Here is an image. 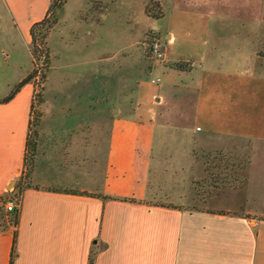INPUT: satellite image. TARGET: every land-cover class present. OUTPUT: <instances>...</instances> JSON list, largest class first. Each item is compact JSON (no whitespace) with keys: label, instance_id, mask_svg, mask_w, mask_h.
Here are the masks:
<instances>
[{"label":"crops","instance_id":"obj_1","mask_svg":"<svg viewBox=\"0 0 264 264\" xmlns=\"http://www.w3.org/2000/svg\"><path fill=\"white\" fill-rule=\"evenodd\" d=\"M92 1L97 17L105 16L115 2ZM209 1L143 0V18L161 22L162 26L141 30L132 44L139 43L147 33L155 34L163 44L165 61L144 68L134 89L127 86L131 73L124 71L119 88L123 93H134L133 103L118 110L119 115L109 121L108 138L99 144L102 158L98 154L93 157L88 148L90 160L86 162L82 149L67 163L58 162L50 149L36 163L30 176L31 186L19 195L17 226L0 230V264L10 263L12 250V264H89L90 258L92 264H264V218L239 200L229 201L244 191L249 180L252 142L248 141L251 160L243 185L206 196L201 209L187 208L194 197L195 173L180 190L178 182L185 183L177 179L185 175L184 170L167 168L171 144L165 133L175 124L159 106L161 94L167 93L166 86L160 84L159 78L148 79L156 68L171 79L179 73H191V63L169 58L167 46L170 42L187 43L185 37L190 34L209 32L218 18L206 4ZM261 2L263 10L264 0ZM151 3L161 13L160 18L146 14ZM0 4L8 20L7 28L0 26L4 35L0 38V65L8 67L6 50H14L21 38L30 44V29L46 18L51 0H0ZM127 26L130 34L136 29L132 22ZM132 44L122 48H132ZM175 65L183 69L178 70ZM87 66L90 88H81L77 93H110L101 71L108 72L105 77L113 80L114 87L115 63L101 65L97 53ZM3 71L0 68L1 77ZM33 92V84L28 83L10 102L0 104V196L7 194L25 171ZM73 94L60 93L54 99H73ZM43 106L49 115L54 114L55 100L48 104L45 94ZM52 118L49 128L62 124ZM195 139L187 151L192 172L196 146L210 150L217 147ZM52 164L77 174L69 179H52Z\"/></svg>","mask_w":264,"mask_h":264},{"label":"rangeland","instance_id":"obj_2","mask_svg":"<svg viewBox=\"0 0 264 264\" xmlns=\"http://www.w3.org/2000/svg\"><path fill=\"white\" fill-rule=\"evenodd\" d=\"M142 3L143 0H115L105 16L97 17L92 0H70L60 10L57 26L53 25L54 17L51 16L46 25L35 31V60L31 40L28 45L21 38L14 50H6L9 66L0 65L4 69L3 77L0 76V99L8 96L15 85L36 70V78L31 82L34 92L30 136L35 142L34 157L32 165L28 161L21 179L9 187L7 195L10 191L17 194L19 188L31 186L30 176L36 163L42 161L50 149L53 159L58 162L64 160L67 163L75 154L79 155L81 149L86 162L90 160L88 148L93 157L98 154V158H102L100 146L108 138L109 121L133 103L134 93H123L119 88L124 71L131 73V81L126 83L134 89L137 77H143V69L157 65L149 44L155 34L147 33L139 43L132 44L139 38L141 30L162 26L161 22L143 18ZM206 4L218 14L209 32L190 34L185 37L187 43L170 42L167 46L169 58L191 63V73H179L171 79L161 68H156L148 75L149 80L159 78L160 84L166 86L167 93L161 94L159 106L162 112L169 113V119L175 124L165 133L171 144L167 168L184 170L186 177L182 174L177 179L185 183L178 182L180 190H184L195 173L193 201L186 207L201 209L203 195L212 185V175L221 179L232 175L242 177L236 167L239 165L241 169L245 165L251 153L248 143L251 141L253 164L248 170L249 180L244 191L229 201L239 200L264 218V171L261 170L264 165V8L262 10L261 0H210ZM5 15L0 4V26L7 28ZM129 22L136 26L131 34ZM47 27L50 30L44 42L50 52V65L46 73L42 66L44 46L41 37ZM1 33L0 38L4 36ZM131 44L132 48H122ZM97 53L101 65L108 61L115 63V85L113 87L112 79H106L108 72L102 70L101 79L107 81L110 93H77L81 88L89 90L91 81L87 64ZM60 93H74L73 99H54ZM44 94L48 104L55 100L54 114L49 115L48 109L44 108ZM52 116L62 123L54 129L49 128ZM195 138L205 141L207 146L217 147L210 150L197 145L192 172L187 151ZM218 154L224 156V161L203 166L207 156L221 159ZM229 159L232 161H227ZM231 164L236 167L231 168ZM50 167L49 173L55 180L73 178L77 174L74 170L58 169L56 164ZM205 170L208 171L206 177ZM10 226L12 218L0 206V229Z\"/></svg>","mask_w":264,"mask_h":264},{"label":"trees","instance_id":"obj_3","mask_svg":"<svg viewBox=\"0 0 264 264\" xmlns=\"http://www.w3.org/2000/svg\"><path fill=\"white\" fill-rule=\"evenodd\" d=\"M66 2H67V0H51V4H50V7L48 9L46 18L41 20L40 22L35 23L31 27L30 37H31V46H32V53H33L34 60L36 57V48H37V45L35 42V40H36L35 39V31L38 28H41L42 26L46 25L47 18H49L51 16H53L54 20H55V21L53 20V25H56V22H57L56 15L59 12V10L66 4ZM146 14L148 16L152 17L153 19H158L161 16V13L159 11H156V7H155L154 3H151L150 9L148 7L146 8ZM47 28L48 29L46 30V33L41 37V44L44 46L43 51H41V54H42L41 56L43 58V65L42 66H43V69L46 71V73L48 72L49 65H50V57H49L50 54H49L48 49L45 47V42H44V40L46 39V37L48 35V31L50 30L49 27H47ZM155 38H156V36H154L152 38V40ZM152 40H151V42H152ZM151 42L149 44H151ZM175 68H177L178 70L183 69V67L181 65H175ZM35 78H36V70H33L30 74H28L24 79H22L17 85H15L11 89L8 96L4 97L3 99H0V104H6V103L10 102L20 92V90L23 88V86H25L28 83H31ZM42 78H43V80H46L45 76H43ZM38 98H39V102L41 103L42 101H41V97L39 95H38ZM32 109H33V106H31V117L33 116ZM37 118H38V116H37ZM36 121H34L35 125H37L36 123H38V121L37 122ZM32 122L33 121H31V120L29 122V132L31 131V128L33 126ZM250 149H251V147H250ZM34 151H35V142L31 138L30 133H29V136H28L27 142H26V151H25V158H24L25 167L27 166L28 161H30L29 163L32 165V159L34 157ZM250 152H251V150H250ZM218 155L221 156V154H218ZM222 157H224V156H221V159H218L216 157L211 158V156H207L206 160H204L203 166L205 167L206 165H208V163H210L212 165L215 161H224V159ZM250 160H251V153H249V155L247 156L246 163L241 169H239V167H240L239 165L236 167L235 165L231 164V168L236 167L238 172H242V174H243L242 177H239L237 175H232L229 177L227 176L224 179H221L219 177L215 178L212 175V179H211L212 185L209 186V190L205 191V193L203 195V197H204L203 201L205 200L206 196H209L212 193L217 192L221 189L237 188V187L243 185V183L246 181V169H247L248 164L250 163ZM227 161H232V160L229 159ZM204 174L206 177L208 174V171L205 170ZM205 183H206V181H205ZM27 187H29V186H26L25 188H27ZM23 189L24 188H19V190L16 194L17 197H18V195H20V193L22 192ZM8 196L9 195H7V194L4 196H0V206L1 207H3V204L6 201V199H8ZM123 200L124 201H133L131 199H123ZM17 219H18V210L16 211V213L12 217V225L13 226H17V223H18ZM4 229H6V228H2L0 230H4ZM13 254H14V250H12L11 260H10L9 264H12ZM89 264H92L91 258H90Z\"/></svg>","mask_w":264,"mask_h":264},{"label":"built area","instance_id":"obj_4","mask_svg":"<svg viewBox=\"0 0 264 264\" xmlns=\"http://www.w3.org/2000/svg\"><path fill=\"white\" fill-rule=\"evenodd\" d=\"M150 53L156 61L165 60L163 44L158 38L152 40L150 44ZM12 192L13 191H10L11 194L8 196V199H6L3 204L5 214H7L11 218L14 216L19 207V195L17 197V195L13 194ZM7 194H9V192H7Z\"/></svg>","mask_w":264,"mask_h":264},{"label":"water","instance_id":"obj_5","mask_svg":"<svg viewBox=\"0 0 264 264\" xmlns=\"http://www.w3.org/2000/svg\"><path fill=\"white\" fill-rule=\"evenodd\" d=\"M14 185V184H13Z\"/></svg>","mask_w":264,"mask_h":264}]
</instances>
